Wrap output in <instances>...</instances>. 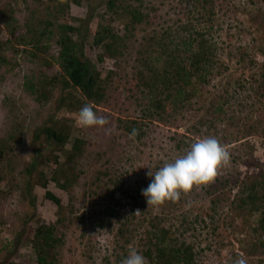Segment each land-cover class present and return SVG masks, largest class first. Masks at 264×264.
Instances as JSON below:
<instances>
[{
	"label": "rangeland",
	"instance_id": "rangeland-1",
	"mask_svg": "<svg viewBox=\"0 0 264 264\" xmlns=\"http://www.w3.org/2000/svg\"><path fill=\"white\" fill-rule=\"evenodd\" d=\"M107 2L0 0V264H38L34 228L53 223L58 216V207L46 198V191L57 197L66 211L74 210L57 226L61 244L49 254L56 256L54 264H113L117 224L96 228L92 222L94 211L107 205L113 190V184L103 177L97 195H92L91 182L97 170L109 166L112 178L119 179L114 192L118 212L131 206V197L147 206L141 192L151 183L148 171L174 161L205 137H215L227 147L230 163L212 183L194 187L176 202L147 207L167 215L176 233L193 245L196 264H233L241 254L247 264H264V228L257 222L259 213L218 203L210 216H199L212 199L226 196L229 189L233 194L237 180L264 174V0L222 1L212 30L219 46L216 57L225 70L179 110L155 112L152 118L143 115L149 111L145 101L150 97L147 88L138 86L140 53H152V60L157 53L148 51L149 41L173 31L187 15L194 16L188 14L190 6L185 0H137L131 4L140 9L143 20L134 23L126 11L110 10ZM54 13L57 21L51 35L40 40L44 51L18 44L26 22L53 19ZM202 20L197 19L201 28L205 27ZM56 23L78 28L69 35L82 43L84 54L106 80L100 103L86 100L76 88L64 87ZM107 24L125 36L113 58L106 56L102 44L94 42L98 27ZM213 100L220 105L219 115L207 112ZM89 103L108 124L102 128L78 126L77 113ZM118 118H143L138 120L144 130L141 140H133L120 128ZM208 119H216L218 125L212 126ZM43 125L55 129L60 138L33 141L35 130ZM76 138L84 141L82 150L70 155ZM179 140L186 144L177 149ZM55 176L60 183H68L66 189L53 181ZM31 195L34 208L29 204ZM137 239L136 233L128 250H137Z\"/></svg>",
	"mask_w": 264,
	"mask_h": 264
},
{
	"label": "trees",
	"instance_id": "trees-1",
	"mask_svg": "<svg viewBox=\"0 0 264 264\" xmlns=\"http://www.w3.org/2000/svg\"><path fill=\"white\" fill-rule=\"evenodd\" d=\"M133 1L137 0H108L107 6L110 10L126 11L131 22L140 23L143 20V14L139 8L133 7L131 4ZM185 1L190 6V8L188 7L190 9L188 14L189 12L192 13L194 18L187 15L186 19L173 31H164L155 41L154 39L149 41L148 47L151 49L148 51L154 52L156 50L157 53L152 59L155 62L150 59L152 53L147 51V55L141 52L139 56L138 61L141 67L136 71V77L139 81L138 86L147 88V96L150 97L145 101V107L149 111L147 113L144 111L143 114L148 118H152L155 112L179 110L184 102L190 100L198 90H206L213 77L220 75L221 71L226 68L220 58L216 57L219 46L215 39V31L212 30V21L217 16L218 9L222 10L223 0ZM195 12L196 16L194 15ZM52 16L53 19H37L32 23L26 22L25 32L17 39L18 44L44 51L45 45L40 40L46 35L49 37L53 31L52 27L57 21L56 13ZM198 18L203 19L202 22L205 27L199 26ZM56 27L59 33L57 39L59 45L58 62L65 79L64 87L76 88L86 100L94 104L100 103L105 95L106 80L102 79L96 64L84 54L82 43L69 35L70 32L76 31L78 28L68 23H56ZM11 30L14 31L13 28ZM94 42L102 44L106 50V56L113 58L119 53L120 47L124 45L125 36L118 35L109 24L100 25L95 32ZM31 54L35 53L31 52ZM214 101H211L207 109V112L212 116L215 112L218 115L220 113V105L215 104ZM117 120L120 128L129 136L133 129L138 131V135L134 138L130 136L133 140H141L144 136V130L138 123V120H144L143 118H118ZM206 122L215 127L218 125L216 119H208ZM41 137H45L47 140L48 138H60L55 129L46 125L35 130L33 141ZM183 138L188 139L189 137L184 136ZM83 143L82 139L76 138L70 155H73L74 151L79 154ZM185 144L184 140H179L175 143V147L180 149ZM31 170L29 168V174H31ZM65 177H67L66 172ZM103 177H107L108 182L113 184V190L109 193L110 201L107 205L98 211H94L95 216L92 217V222L96 228L114 227L117 224L115 236L118 239L115 241L117 246L115 245L113 249L115 256L113 264H120L128 256V246L136 233L138 234L137 251L147 258L148 264H196L193 245L176 233L171 223L167 222V215L162 216L154 212L145 204H140L134 197H131L133 200L127 210L122 209L121 213L118 212V201L114 199V192L118 189L119 179L112 178L109 166H106L104 170H97L95 178L91 182L94 186L92 195H97L96 187L99 188V182L103 180ZM53 181L63 189L68 186V183H60L56 176ZM225 182L229 183L228 180ZM233 186H237L233 194L232 189H229L226 196H222L220 199H212L208 209L203 210L199 215L200 219L204 215L210 216L209 213L214 212L218 207L217 204L220 203V207L228 205L236 210L259 213L260 218L257 219V222L260 229H263L264 174L260 173L239 179ZM28 194L31 193L28 192ZM45 196L57 205L58 216L55 222L38 224L34 228V248L38 264H54L56 256L50 257L49 254L51 250L56 249L61 244V238L56 234L57 226L66 222L74 210L69 208L66 211L60 200L50 191H46ZM29 204L34 208L33 195L29 197ZM136 210L140 213H136ZM198 219L199 217H196L195 220ZM185 220L183 219V225L187 226L188 223ZM140 227L141 233L139 232Z\"/></svg>",
	"mask_w": 264,
	"mask_h": 264
},
{
	"label": "clouds",
	"instance_id": "clouds-1",
	"mask_svg": "<svg viewBox=\"0 0 264 264\" xmlns=\"http://www.w3.org/2000/svg\"><path fill=\"white\" fill-rule=\"evenodd\" d=\"M77 124L84 129L102 128L108 124V120L104 116L97 115L94 106L89 103L78 111ZM136 135L138 131L133 129L130 136L134 138ZM230 159L227 147L217 138L199 139L191 144L190 150L184 155L172 162H165L155 172L149 170L147 175L152 178L151 183L142 190L141 194L145 197L147 206L159 207L167 201L176 202L182 194H188L194 187L212 183L220 169L230 163ZM121 264H148V261L135 248H132ZM233 264H247V260L241 254Z\"/></svg>",
	"mask_w": 264,
	"mask_h": 264
}]
</instances>
